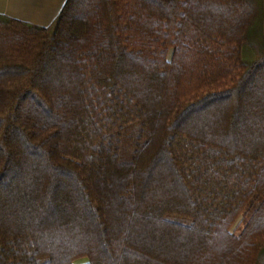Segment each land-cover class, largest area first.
Instances as JSON below:
<instances>
[{
	"label": "trees",
	"instance_id": "obj_1",
	"mask_svg": "<svg viewBox=\"0 0 264 264\" xmlns=\"http://www.w3.org/2000/svg\"><path fill=\"white\" fill-rule=\"evenodd\" d=\"M257 13L0 15V264H264V54L243 56Z\"/></svg>",
	"mask_w": 264,
	"mask_h": 264
},
{
	"label": "crops",
	"instance_id": "obj_2",
	"mask_svg": "<svg viewBox=\"0 0 264 264\" xmlns=\"http://www.w3.org/2000/svg\"><path fill=\"white\" fill-rule=\"evenodd\" d=\"M66 0H0V15L20 22L48 27ZM258 19L264 18V0H255Z\"/></svg>",
	"mask_w": 264,
	"mask_h": 264
},
{
	"label": "rangeland",
	"instance_id": "obj_3",
	"mask_svg": "<svg viewBox=\"0 0 264 264\" xmlns=\"http://www.w3.org/2000/svg\"><path fill=\"white\" fill-rule=\"evenodd\" d=\"M255 30L256 31L253 37L255 38L254 39L255 43H253V45L248 46L246 47V49H244L243 56L247 62H251L252 60L257 59L258 57L264 54V50H257L261 46L264 49V43L263 44L261 43V41H264V18L258 20L257 24L255 25ZM85 261L86 260L84 259L77 260L75 264H83L85 263Z\"/></svg>",
	"mask_w": 264,
	"mask_h": 264
}]
</instances>
